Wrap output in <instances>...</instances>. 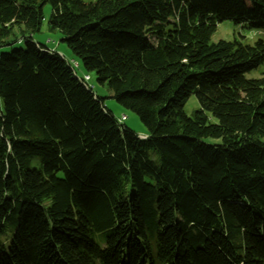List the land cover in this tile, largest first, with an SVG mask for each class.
I'll use <instances>...</instances> for the list:
<instances>
[{
    "label": "trees",
    "instance_id": "obj_1",
    "mask_svg": "<svg viewBox=\"0 0 264 264\" xmlns=\"http://www.w3.org/2000/svg\"><path fill=\"white\" fill-rule=\"evenodd\" d=\"M45 4L144 137L35 43ZM228 21L264 0H0V264H264V41Z\"/></svg>",
    "mask_w": 264,
    "mask_h": 264
},
{
    "label": "rangeland",
    "instance_id": "obj_2",
    "mask_svg": "<svg viewBox=\"0 0 264 264\" xmlns=\"http://www.w3.org/2000/svg\"><path fill=\"white\" fill-rule=\"evenodd\" d=\"M86 3L95 2L97 0H82ZM43 13V23L42 28L39 33H36L33 36L35 43H38L41 46L46 47L49 50L60 51L61 56L71 65L77 63L79 65L78 68L75 69V75L78 79H85L86 84L92 89V93L103 100L104 106L107 110L112 114L115 119H119L122 115L126 117L123 125L136 133L139 137L142 135L145 136L147 133L146 128L140 121L139 117L128 110H126L121 105L117 104L116 101L112 98L111 92L108 90L106 85H100L97 80L95 73L87 68L82 62L76 59L66 45L60 42V33L58 31H51L48 28V18L51 13V7L49 4H45L42 7ZM257 40L264 41V30L256 31L250 29L248 26L244 24H235L233 22H223L217 24L216 30L211 36L210 42L217 43L218 41H227V42H240L244 44H253ZM23 43H19L15 45V48L23 47ZM10 48L0 49L1 52H7ZM264 71V64L259 66V68L254 69L246 73V77L249 79H257L260 77L261 72ZM199 108V103L195 96H191L189 100L182 106H178L173 108L171 116H180L182 113L190 116L194 111ZM211 122H215V120L210 117ZM143 136V137H144ZM207 143H215L216 140L206 139ZM153 153V152H152ZM37 162L39 164L40 157H36ZM152 159H156L155 155H152ZM28 167L30 165H27ZM38 166V165H37ZM33 167V166H32Z\"/></svg>",
    "mask_w": 264,
    "mask_h": 264
},
{
    "label": "bare ground",
    "instance_id": "obj_3",
    "mask_svg": "<svg viewBox=\"0 0 264 264\" xmlns=\"http://www.w3.org/2000/svg\"><path fill=\"white\" fill-rule=\"evenodd\" d=\"M71 66H72V68H73V69H76V68H78V64H77V63H74V64H73V65H71ZM86 78L88 79V77H86ZM86 78H85V79H86ZM85 79H84V80H85ZM121 117L126 119V117H125L124 115H123V116H121Z\"/></svg>",
    "mask_w": 264,
    "mask_h": 264
},
{
    "label": "built area",
    "instance_id": "obj_4",
    "mask_svg": "<svg viewBox=\"0 0 264 264\" xmlns=\"http://www.w3.org/2000/svg\"><path fill=\"white\" fill-rule=\"evenodd\" d=\"M84 81H86V80H84ZM125 120H126L125 118L120 117L119 122H125Z\"/></svg>",
    "mask_w": 264,
    "mask_h": 264
},
{
    "label": "crops",
    "instance_id": "obj_5",
    "mask_svg": "<svg viewBox=\"0 0 264 264\" xmlns=\"http://www.w3.org/2000/svg\"><path fill=\"white\" fill-rule=\"evenodd\" d=\"M60 55H61V53H60V51H57ZM79 66V65H78ZM87 67V66H86ZM87 68H89V67H87ZM144 135H142L141 137H143Z\"/></svg>",
    "mask_w": 264,
    "mask_h": 264
}]
</instances>
